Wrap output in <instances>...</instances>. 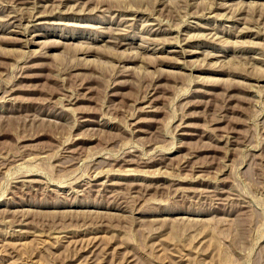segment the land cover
Segmentation results:
<instances>
[{
  "label": "rangeland",
  "instance_id": "obj_1",
  "mask_svg": "<svg viewBox=\"0 0 264 264\" xmlns=\"http://www.w3.org/2000/svg\"><path fill=\"white\" fill-rule=\"evenodd\" d=\"M0 264H264V0H0Z\"/></svg>",
  "mask_w": 264,
  "mask_h": 264
}]
</instances>
